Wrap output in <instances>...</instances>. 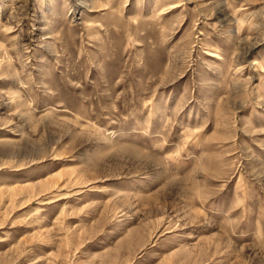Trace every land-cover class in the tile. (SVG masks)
<instances>
[{
	"label": "rangeland",
	"instance_id": "rangeland-1",
	"mask_svg": "<svg viewBox=\"0 0 264 264\" xmlns=\"http://www.w3.org/2000/svg\"><path fill=\"white\" fill-rule=\"evenodd\" d=\"M0 264H264V0H0Z\"/></svg>",
	"mask_w": 264,
	"mask_h": 264
}]
</instances>
